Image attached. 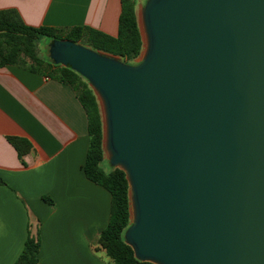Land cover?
<instances>
[{
    "label": "water",
    "instance_id": "95a60500",
    "mask_svg": "<svg viewBox=\"0 0 264 264\" xmlns=\"http://www.w3.org/2000/svg\"><path fill=\"white\" fill-rule=\"evenodd\" d=\"M136 18V64L47 50L96 98L125 244L152 264H264V0H146Z\"/></svg>",
    "mask_w": 264,
    "mask_h": 264
},
{
    "label": "crops",
    "instance_id": "0c3cea01",
    "mask_svg": "<svg viewBox=\"0 0 264 264\" xmlns=\"http://www.w3.org/2000/svg\"><path fill=\"white\" fill-rule=\"evenodd\" d=\"M6 9L30 27L82 26L114 37L121 4L0 0ZM8 137L26 140L30 152L20 159ZM88 147L87 115L74 89L22 67L0 68V264H14L37 230L39 264H107L97 240L111 196L84 174Z\"/></svg>",
    "mask_w": 264,
    "mask_h": 264
},
{
    "label": "trees",
    "instance_id": "16d2710c",
    "mask_svg": "<svg viewBox=\"0 0 264 264\" xmlns=\"http://www.w3.org/2000/svg\"><path fill=\"white\" fill-rule=\"evenodd\" d=\"M121 12L116 36H109L88 27H72L67 30L25 25L14 9L0 10V68L18 66L30 72L45 75L70 86L77 94L88 120L89 147L83 165L88 180L106 189L111 196L107 226L100 233L97 244L108 258L107 264H152L138 261L132 249L125 244L123 234L129 226L128 184L125 174L111 168L105 171L101 163L102 123L96 98L88 82L70 67L55 65L48 57V44L53 40H70L95 51L119 57L124 63L137 58L142 51V41L137 25L136 0H120ZM43 45L44 50L38 47ZM18 157L29 153L30 144L20 138L8 137ZM44 201H49L43 198ZM39 231L28 236L22 252L14 264H39Z\"/></svg>",
    "mask_w": 264,
    "mask_h": 264
},
{
    "label": "rangeland",
    "instance_id": "374dc122",
    "mask_svg": "<svg viewBox=\"0 0 264 264\" xmlns=\"http://www.w3.org/2000/svg\"><path fill=\"white\" fill-rule=\"evenodd\" d=\"M145 1L146 0H136L135 11H136L137 17L139 15L140 11L142 10V8H143V6L145 4ZM43 42L44 43L46 42L47 44H49V41L47 39L43 40ZM45 48L46 47H44L43 45L38 47L39 50H44ZM139 59H140V55L137 58H135L134 60L128 62V64H136L139 61ZM101 165H102V167L104 168L105 171H109L111 169V166L108 164V161H107L105 155H104L103 162L101 163ZM32 232H33V230H32ZM106 260H107L106 262H108V258H106Z\"/></svg>",
    "mask_w": 264,
    "mask_h": 264
}]
</instances>
